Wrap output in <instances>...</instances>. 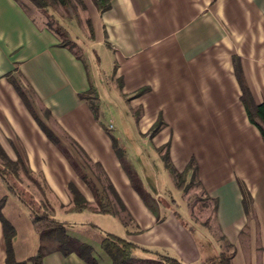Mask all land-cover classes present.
<instances>
[{"label":"crops","instance_id":"obj_1","mask_svg":"<svg viewBox=\"0 0 264 264\" xmlns=\"http://www.w3.org/2000/svg\"><path fill=\"white\" fill-rule=\"evenodd\" d=\"M82 2L92 35L86 43L75 38L84 53L79 59L59 44L35 6L30 10L25 3L0 0V145L10 159L19 156L26 170L42 173L56 198L49 220L33 222L25 206L36 237L28 248L3 214L16 231L15 259L35 254L37 232L52 220L63 222L70 236L91 245L99 264H112L100 245L104 232L186 264L216 257L224 249L218 240L223 236L234 249L232 264H264V140L247 117L233 67L237 57L253 100L264 103V0H109L104 11L93 0ZM8 76L30 90L35 110V102L48 110L59 130L101 165L127 209L126 226L113 214H107L113 219L110 229L69 219L74 213L100 214L94 197L38 126ZM90 87L97 103L108 104L107 95L134 120L149 178L151 156L162 165L168 187L150 181L149 189L141 177L157 206L155 214L132 187L114 152L110 136L128 157L116 134L115 117L103 121L82 96ZM158 117L164 125L151 136L149 129ZM167 142L176 171L182 172L193 159L200 188L212 207L216 201L208 224H194L186 202L180 197L177 203L171 196L174 177L157 151ZM128 160L139 176L137 159ZM239 181L252 197L254 219L244 212ZM68 182L83 194L87 208L71 209ZM8 202L22 207L13 195L7 196ZM5 257L0 224V264ZM42 264L88 263L74 252L52 251Z\"/></svg>","mask_w":264,"mask_h":264},{"label":"trees","instance_id":"obj_2","mask_svg":"<svg viewBox=\"0 0 264 264\" xmlns=\"http://www.w3.org/2000/svg\"><path fill=\"white\" fill-rule=\"evenodd\" d=\"M20 3L19 0H16ZM37 9H39L46 17L45 25L51 30L54 35L60 40V45L70 50L77 58L80 59L81 54L78 50L82 49L81 44L77 43L68 32V29L63 26L58 18L53 14L56 6H60L65 18L68 20L77 19V5L84 9L82 0H27ZM99 11H104L109 7V0H93ZM89 32L92 35V29L89 19H87ZM77 48V49H76ZM81 52V51H80ZM234 74L240 87V100L244 106L249 121L254 124L260 132L264 140V103L257 104L249 91L248 85L243 76L239 60L233 57ZM9 81L13 85L16 92L21 97L22 101L32 114L35 121L38 123L46 137L58 148L69 165L72 167L77 176L86 184L94 197V209L100 213H107L119 215L122 223L126 226L129 222L127 209L120 197L118 196L111 181L108 179L101 165L97 162H92L84 149L67 134L71 146L75 149L72 153L56 133L49 128L36 113L33 104L30 90L26 88L16 77L8 76ZM146 88H141L136 92L139 94ZM92 94L93 97H90ZM88 100L94 114L96 112L95 102L96 95L93 88H89L86 94L82 95ZM46 115H50L48 110H44ZM164 125L162 119L158 117L149 129V134L153 136ZM112 147L116 153L123 169L125 170L130 183L134 190L141 197L145 205L155 214L157 206L152 198V195L144 188L142 181L136 173L133 165L126 158L124 150L119 146L117 140L110 136ZM157 151L161 155L164 166L170 171L175 180V186L178 189H185L189 184L184 186L186 174L191 170L190 179H195L196 183L200 185L197 180V166L194 160L191 159L182 172L176 171L173 167L169 157V142L158 147ZM0 179L5 183L10 194L15 196L30 212V218L33 222L38 220H49L52 209L46 203L40 202L34 204L33 198L30 196L26 198L27 192L20 187L18 181L19 168L25 169L22 159L17 156L15 160L10 159L0 145ZM24 167V168H23ZM240 191L242 195V205L247 219H254V206L252 197L243 184L239 181ZM66 189L70 195L71 209L74 211H81L88 207V202L78 188L71 182H68ZM6 196L0 199V224L5 240V262L4 264H42L43 257L52 252L59 251L63 255L74 252L82 260L88 264H99L93 255V248L91 245L70 236L63 222L49 221V224L42 227L37 232L38 246L34 255L29 256L24 260H16L13 254L12 238L15 235V228L11 222L3 215L2 208L5 204ZM212 212L215 210L216 201L213 200ZM179 217V216H178ZM222 242L224 249L219 254L211 259L206 260L202 264H232V257L234 249L231 244H228L223 236L218 237ZM102 250L111 258L112 264H186L174 256H168L162 253L153 252L144 246H140L126 237L119 236L111 232H104L100 240ZM135 251L151 253L152 257H141L134 254Z\"/></svg>","mask_w":264,"mask_h":264},{"label":"rangeland","instance_id":"obj_3","mask_svg":"<svg viewBox=\"0 0 264 264\" xmlns=\"http://www.w3.org/2000/svg\"><path fill=\"white\" fill-rule=\"evenodd\" d=\"M19 1L22 3H25V5L29 7L30 10H33V8L35 10V7L29 1L27 0H19ZM50 12H53L54 16L60 20L61 24L68 29V32L72 38L74 39L77 38L79 41H82L83 43L90 41L91 35L89 32V27L86 22V13L80 5H77L78 16H77V19H74V20H68L67 18H65L64 17L65 13L59 5L55 7L54 11H50ZM35 13H37L36 15L38 16L40 20L46 22L47 19L45 15L41 13V11H38L37 9ZM78 52L82 55V57L84 56L83 55L84 53H82V49L78 50ZM102 63H104V60H102ZM105 97H107V100L109 101V103L100 104V102L97 103L96 101L94 104L96 107V113L99 114V116L101 117L103 121H105L110 116L115 117L116 121L118 122V129L116 130V134L120 137L121 144L124 146V148L127 151L128 157L126 155V158L127 159L132 158L133 160L137 159L136 165L141 173L140 174L141 176L139 175L140 179L141 177L144 178V184H146L147 188L150 187L149 186L150 181L152 182L160 181V184L168 187L169 183H167V177L165 176L162 165L155 163L157 162V160H154L153 156H151V158L149 159L150 164L152 166L151 169L153 171L152 173L153 176L149 178L150 174H147V172H145L144 165H143L144 161L139 156L140 151H143L144 149L142 148V146H140V143L138 142L139 134H138V131L136 130L134 120L128 117L126 111L124 110V107L121 104H118L116 100L109 98L107 95ZM35 108H36L35 111L38 113V116L42 119V121L49 128L55 131L56 135L61 139L62 143H64V145L69 150H71L72 153H75V149L71 146V143L68 137L66 136V134L59 130V128L51 120L50 116L46 115L44 110L41 109L40 106L36 102H35ZM153 162L154 164H152ZM0 163H2L1 160H0ZM17 174H18V181L20 183V187L27 192V196H26L27 199L31 196L34 200L32 201L34 202V204L35 203L39 204L40 202H43V203H46L50 207H52L51 204L54 205L56 203V198L54 194L49 190V187L42 173L28 171L26 170V167H25V169L19 168ZM186 184H189V185L184 190L179 189L181 192V196L176 186L175 187L177 189L175 187L171 188V196L174 197L177 203L181 202V198L186 202V204L188 205L190 219L194 224L196 225L203 224V223L208 224V222L210 221L211 215H212V205H211L212 203L204 195L202 189L196 183L195 179L192 180L190 179V177L189 178L187 177L185 179L184 186ZM174 185H175V180H174ZM8 195H12V194L8 192L5 183L0 179V199L3 196H6V200H5V203H6ZM21 206H22L21 208L16 207L15 203L8 202L4 204L2 208L3 209L2 213L6 217H9L11 219L15 228L17 229V232L19 233L18 234L19 241L20 242L26 241L27 242L26 245L28 248V246H30L31 244L30 239L32 238L33 239L32 241L36 243V237L32 236L31 221L29 217L27 216L26 207L23 204ZM179 211H182V209L180 210L179 208ZM89 214L90 213H83V214L74 213L69 216V219L91 222V223H94L97 227H101L103 229H110L113 227V221H112L113 219L112 217L107 215V213H100V214H94V215H89Z\"/></svg>","mask_w":264,"mask_h":264},{"label":"built area","instance_id":"obj_4","mask_svg":"<svg viewBox=\"0 0 264 264\" xmlns=\"http://www.w3.org/2000/svg\"><path fill=\"white\" fill-rule=\"evenodd\" d=\"M109 126H110V127H112V125H111V124H110Z\"/></svg>","mask_w":264,"mask_h":264}]
</instances>
